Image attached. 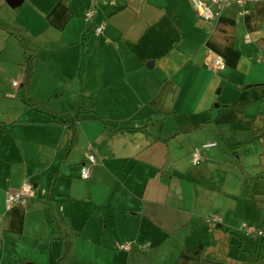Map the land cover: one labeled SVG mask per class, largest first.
Instances as JSON below:
<instances>
[{
  "label": "crops",
  "instance_id": "crops-1",
  "mask_svg": "<svg viewBox=\"0 0 264 264\" xmlns=\"http://www.w3.org/2000/svg\"><path fill=\"white\" fill-rule=\"evenodd\" d=\"M112 1L86 22L89 0H0L33 57L28 79L23 48L0 65V264H55L63 239L64 264H264L239 230L264 226V0L209 21L189 0Z\"/></svg>",
  "mask_w": 264,
  "mask_h": 264
},
{
  "label": "built area",
  "instance_id": "built-area-1",
  "mask_svg": "<svg viewBox=\"0 0 264 264\" xmlns=\"http://www.w3.org/2000/svg\"><path fill=\"white\" fill-rule=\"evenodd\" d=\"M257 0H208L207 2L203 0H189L195 9L196 15L199 19L204 21H209L217 18L221 10L225 7L235 5L239 8L238 13L242 14L244 12L245 6L249 3L255 2ZM113 4L112 0H89L88 6L83 13V18L86 22H90L96 15L100 5ZM104 24L101 23L94 27L95 35H99L103 30ZM207 69L212 72H219L225 68V62L220 56H213L209 58L206 63ZM13 85H17V82H13ZM215 143H205L202 145L203 148H209ZM86 160L89 163H94L96 158L93 154H86ZM203 161V157L199 149H194L191 153V162L196 165ZM80 177L85 179L88 177V166L84 163L80 167ZM33 195V188L30 183L24 182L20 188L14 192L8 193L6 197L7 206L11 205H25L27 199ZM206 223L210 224L213 221H217L216 215H209L203 219ZM244 235L249 238H260L264 240V226L255 223L242 222L239 227ZM117 248L120 250H131L133 243L130 241H124L117 243ZM140 248L144 246H139Z\"/></svg>",
  "mask_w": 264,
  "mask_h": 264
},
{
  "label": "rangeland",
  "instance_id": "rangeland-1",
  "mask_svg": "<svg viewBox=\"0 0 264 264\" xmlns=\"http://www.w3.org/2000/svg\"><path fill=\"white\" fill-rule=\"evenodd\" d=\"M6 3V2H5ZM6 7V5H5ZM5 7L1 8L0 7V65L3 66L4 70L9 69V70H14L13 68V64L11 65V63L9 64V62H11L12 60L14 61L16 56H17V52H18V56H19V61L21 62L23 57H22V52H21V45L18 41V39L13 36L11 37L10 40H8V42L4 41L5 36L8 35L9 31H13V28L11 26V24L8 23V20L10 18V14H6L5 13ZM6 11H10L8 9H6ZM29 54H32L31 51H27ZM25 57L27 58V55H25ZM25 63V59L23 60V64ZM6 79H3V86L4 87H13L12 86V80L14 78L9 77V75H6ZM16 80V79H15ZM16 82V81H15ZM10 89V88H9ZM24 90V88H23ZM21 93L23 94V92L21 91Z\"/></svg>",
  "mask_w": 264,
  "mask_h": 264
},
{
  "label": "trees",
  "instance_id": "trees-1",
  "mask_svg": "<svg viewBox=\"0 0 264 264\" xmlns=\"http://www.w3.org/2000/svg\"><path fill=\"white\" fill-rule=\"evenodd\" d=\"M12 28H13V31H9V34L14 35L18 39L21 47L25 51L24 52L25 55H27V58L25 57V63L23 64V66H24V73L26 75L25 78L28 79L31 74V64H32V59H33L32 55L27 52L28 50H30L29 49L30 47L28 44L29 41H27L25 37L20 33L21 29L17 27H12ZM69 250H70V241H68V239H63L62 253L57 258V261L55 262V264H64V262H67L69 258Z\"/></svg>",
  "mask_w": 264,
  "mask_h": 264
},
{
  "label": "water",
  "instance_id": "water-1",
  "mask_svg": "<svg viewBox=\"0 0 264 264\" xmlns=\"http://www.w3.org/2000/svg\"><path fill=\"white\" fill-rule=\"evenodd\" d=\"M19 0H5V2L10 6L13 7L15 4H17ZM31 264V263H30Z\"/></svg>",
  "mask_w": 264,
  "mask_h": 264
}]
</instances>
